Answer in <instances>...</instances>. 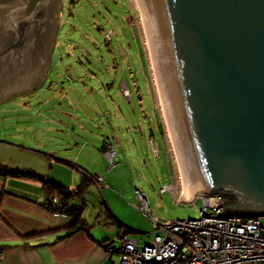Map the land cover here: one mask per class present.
Returning a JSON list of instances; mask_svg holds the SVG:
<instances>
[{
	"label": "rangeland",
	"instance_id": "rangeland-1",
	"mask_svg": "<svg viewBox=\"0 0 264 264\" xmlns=\"http://www.w3.org/2000/svg\"><path fill=\"white\" fill-rule=\"evenodd\" d=\"M62 15L41 86L0 100L5 163L0 161L65 186L73 180L80 185L83 169L98 175L105 187L88 188L83 219L93 225L107 203L125 225L144 232L127 235L141 243L154 224L134 206L137 191L156 219H200L203 198L183 203L182 175L136 0H64ZM108 143L117 152L114 164L102 151ZM171 175L176 198L162 192ZM97 232L104 233L102 227Z\"/></svg>",
	"mask_w": 264,
	"mask_h": 264
},
{
	"label": "water",
	"instance_id": "water-1",
	"mask_svg": "<svg viewBox=\"0 0 264 264\" xmlns=\"http://www.w3.org/2000/svg\"><path fill=\"white\" fill-rule=\"evenodd\" d=\"M63 2L0 0V100L43 83ZM139 2L183 167L185 199L219 196L211 207L221 208L223 217L264 216V0ZM22 43L34 50L36 62L25 73L15 57L6 58L22 55Z\"/></svg>",
	"mask_w": 264,
	"mask_h": 264
},
{
	"label": "built area",
	"instance_id": "built-area-1",
	"mask_svg": "<svg viewBox=\"0 0 264 264\" xmlns=\"http://www.w3.org/2000/svg\"><path fill=\"white\" fill-rule=\"evenodd\" d=\"M103 154L114 164L117 156L114 144L105 145ZM90 179L99 188L105 187L100 177L91 176ZM77 189L70 187L68 192L76 194ZM166 191L176 198L177 187L173 180L162 189ZM136 196L134 206L144 216L152 218L154 231L147 243H141L119 229L118 236L105 243L107 252L119 253L116 264H264V216L223 217L221 208L211 207L214 198H221L211 196L203 197L200 219L162 221L152 217L144 193L137 191ZM51 201L57 203L56 198Z\"/></svg>",
	"mask_w": 264,
	"mask_h": 264
},
{
	"label": "crops",
	"instance_id": "crops-1",
	"mask_svg": "<svg viewBox=\"0 0 264 264\" xmlns=\"http://www.w3.org/2000/svg\"><path fill=\"white\" fill-rule=\"evenodd\" d=\"M0 160L4 162L1 157ZM46 179L57 183L50 178ZM78 186L77 181L73 180L65 187ZM88 188L84 194L85 211ZM45 200L42 183L38 180L0 174V264H116L119 261V253L111 254L105 249V243L113 237L104 228L112 226L113 222L129 226L118 219L109 206L113 217L106 218V223L95 225L96 220L90 225L83 219L91 226L88 227L89 232L82 230L64 238L71 232L68 229L70 218L52 215L44 206ZM96 227H102L103 235L94 233Z\"/></svg>",
	"mask_w": 264,
	"mask_h": 264
},
{
	"label": "trees",
	"instance_id": "trees-1",
	"mask_svg": "<svg viewBox=\"0 0 264 264\" xmlns=\"http://www.w3.org/2000/svg\"><path fill=\"white\" fill-rule=\"evenodd\" d=\"M105 150V147L102 149V151ZM82 172V183L77 189L76 194H70L68 192V187H65L63 185H59L58 183L48 181L45 179L41 174H38L35 171L32 170H22L18 168H12L8 165L2 163L0 161V174L5 177H16L20 179H34L38 180L42 183L43 191L46 195V200L44 203V206L48 205L46 207L49 211L53 213H60L64 214L67 217L70 218V224L68 226V229L71 231L68 235H66L64 238L70 237L79 231L86 230L89 232V226L87 223L83 220V215L86 207V201L84 199L85 190L92 184L91 176H95L88 172L86 169H83ZM81 171V170H80ZM98 177V176H95ZM51 198H56L57 203L53 204L51 201ZM79 200L78 205L75 204ZM112 218V213L108 207L107 204L101 207L96 224H101L106 221V218ZM106 223V222H105ZM119 223V222H118ZM117 222H113L112 226H116V229H123V227H126L122 224H118ZM107 225V224H104ZM127 228L128 234H134V233H140L139 231H136L134 229H131L129 227ZM39 235V234H36Z\"/></svg>",
	"mask_w": 264,
	"mask_h": 264
},
{
	"label": "bare ground",
	"instance_id": "bare-ground-1",
	"mask_svg": "<svg viewBox=\"0 0 264 264\" xmlns=\"http://www.w3.org/2000/svg\"><path fill=\"white\" fill-rule=\"evenodd\" d=\"M136 2H137L138 8H139L140 13H141L142 23L144 25L145 34H146L147 39H148V45H149V49H150L151 60H152V63H153V69H154V73L156 75L157 83H158V90H159V95H160V100H161V107H162L164 116L166 118L168 130H169V134H170V140H171V142L173 144V147H174V150H175V153H176V156H177V160H178V163H179V168H180V171H181V175H182L183 201H188V200L192 199L194 196L185 199L188 190H187V186H186V181H185V177H184L182 163H181V160H180L179 152H178V149H177V145H176V142H175V138H174V135H173L172 127H171L169 116H168V112H167V107H166V103H165V99H164V94H163L162 85H161L159 72H158V68H157V63H156V59H155V55H154V50H153L151 38H150V35H149V32H148V28H147V25H146V22H145V19H144V15H143V12H142V9H141L140 2H139V0H136ZM78 187H75V188L77 189Z\"/></svg>",
	"mask_w": 264,
	"mask_h": 264
},
{
	"label": "flooded vegetation",
	"instance_id": "flooded-vegetation-1",
	"mask_svg": "<svg viewBox=\"0 0 264 264\" xmlns=\"http://www.w3.org/2000/svg\"><path fill=\"white\" fill-rule=\"evenodd\" d=\"M62 7H64V2H63V6ZM61 9H62V12H63V8H61ZM61 20H62V18H61ZM21 46H22V48H21L22 55H18V54L15 55V54H13V53L10 52L9 54H7L6 58H7V60H13V57H15L17 59L16 62L19 63V69H20V71H22V72L24 71V73H25L28 70H31V68L35 66V63L36 62H35V60L33 58V51L34 50H32L31 53H29L27 51V50H30L29 49V46H28V43H22ZM8 52L9 51H7V53ZM30 62H35V63L31 64ZM40 63H41V61H40ZM11 64H12V61H10V62L8 61V65H11ZM4 70H5V67L4 66H0V72H2ZM5 94H7V92Z\"/></svg>",
	"mask_w": 264,
	"mask_h": 264
}]
</instances>
